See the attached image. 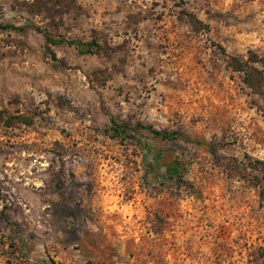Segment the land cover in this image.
<instances>
[{
  "label": "rangeland",
  "instance_id": "rangeland-1",
  "mask_svg": "<svg viewBox=\"0 0 264 264\" xmlns=\"http://www.w3.org/2000/svg\"><path fill=\"white\" fill-rule=\"evenodd\" d=\"M0 26V264H264V0H0Z\"/></svg>",
  "mask_w": 264,
  "mask_h": 264
},
{
  "label": "trees",
  "instance_id": "trees-1",
  "mask_svg": "<svg viewBox=\"0 0 264 264\" xmlns=\"http://www.w3.org/2000/svg\"><path fill=\"white\" fill-rule=\"evenodd\" d=\"M0 27H7V26H0ZM47 42L49 44L55 45L57 43H62L63 40H52L51 38L47 37L46 38ZM69 45L71 46H75L78 49V52L80 54H88V53H92V48L93 46H95V42H89V43H82L79 41H75V40H71L67 42ZM250 60H247L246 62H244V64L238 65L237 67H235V69L237 71H244V79H243V83L251 88L254 89L257 85H260L261 83V78H260V73L255 69L252 68L251 66H249L250 64ZM245 68V69H244ZM22 121H26L24 118H21ZM122 128V126L115 124L114 122L112 123V130L115 134H120V129ZM151 134L155 137H161L164 139H171V138H175V136H177L176 133H164V132H158V131H151ZM176 169L174 168L171 172L175 173Z\"/></svg>",
  "mask_w": 264,
  "mask_h": 264
}]
</instances>
